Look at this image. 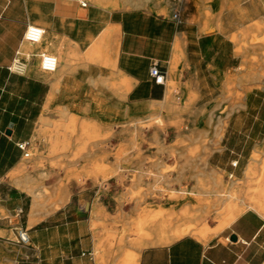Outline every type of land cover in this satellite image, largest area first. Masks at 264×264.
I'll list each match as a JSON object with an SVG mask.
<instances>
[{"label": "crops", "instance_id": "0c3cea01", "mask_svg": "<svg viewBox=\"0 0 264 264\" xmlns=\"http://www.w3.org/2000/svg\"><path fill=\"white\" fill-rule=\"evenodd\" d=\"M117 1V5H105L92 0L82 7L75 0H0V264H128V259L135 258L138 264H264V197L257 189L251 192L255 200L250 202L257 207L248 206L247 198L248 184L258 188L261 182L254 169L262 167V161L254 154L264 155V83L249 90L241 80L233 90L239 63H234L238 57L224 34L202 33L197 23L179 14L122 8L123 1ZM31 23L43 26L46 33L40 43H33V57L22 56L19 52ZM104 32L106 47L91 53ZM234 33L229 37L235 38ZM42 50L61 53V67H68L64 77L57 79L40 69ZM238 50L244 53V46ZM154 60L166 71L164 84L150 75ZM23 63L24 71L16 69V64ZM64 88L68 90L60 91ZM46 101L68 105L72 150H77V138L111 127L113 138L107 150L112 155L107 163L114 169L122 167L118 152L133 157L138 151L133 144L120 142L122 130L135 119L159 112L192 123L227 124L220 148L213 149L208 164L197 161L192 174L173 175L171 191L183 198L177 224H168L174 205L168 194L148 198L142 210L135 203L121 207L125 188L116 175L106 183L89 176L81 181L68 178V202L42 216L26 208V194L19 187L25 180L11 173L18 172L25 155L18 144L27 141L29 146L41 115L56 110L45 109ZM224 107L228 110L221 112ZM192 131L197 134L198 128ZM140 150L144 157L158 151L146 143ZM90 156L68 161V166L90 167L94 162ZM142 162L148 166V161ZM148 183L140 181L144 186ZM232 191L239 198L230 199ZM209 208L213 210L207 223L195 226L207 231L208 238L188 231L170 242L154 241L170 228L193 224L195 218L187 212L194 211L200 218ZM155 211L160 214L154 226L144 217ZM141 221H146L144 229L153 233L152 239L140 233ZM21 227L29 229V244L17 239Z\"/></svg>", "mask_w": 264, "mask_h": 264}, {"label": "rangeland", "instance_id": "374dc122", "mask_svg": "<svg viewBox=\"0 0 264 264\" xmlns=\"http://www.w3.org/2000/svg\"><path fill=\"white\" fill-rule=\"evenodd\" d=\"M91 1L89 0L90 4H92ZM122 1L124 3V7L122 8L138 7L170 16L179 14L181 19L197 23L202 33L220 32L224 34L232 44L234 54L238 57V59H234V63H239L238 73L233 76L232 80L233 90L240 84L241 80L243 85H248L249 90L260 87L255 84L257 79L254 77L257 73L256 71L260 72L264 70V0ZM164 5L169 7L167 13H162L158 10V8ZM219 9L220 11H218ZM205 22L211 27V31L207 32L203 30ZM222 26L223 30H219ZM233 32L236 33L233 34L235 35L234 39L231 37L232 41L229 34ZM242 45L244 46V53L236 51V48ZM23 51L26 54L29 52L28 50H24V48ZM175 88L176 84H173V90ZM63 90H68V88L61 89L60 91ZM240 94L238 93V97H240ZM57 100L55 98L56 102ZM63 105L53 103L51 106H47L46 101L45 109L54 107L56 110H46V115H41V117H47L46 122L48 124L42 127L43 132L40 134L39 128L42 125L40 117L39 124L41 125L38 124L37 133L25 150V152L29 153V156L24 155L21 163L25 169L11 173L13 178H17L19 175L25 180L24 184L19 187L26 194V208H33L34 201L38 200L42 205L37 206V213H41L42 216L65 206L68 202V178L81 181L83 177L89 176L96 180L101 178L106 183L109 178L116 175L125 188L124 194H122L119 201L121 207L129 203H135L142 210L144 209V205H147L146 201L148 198H156L168 194L169 198L174 202V205L169 209V221H171V224L169 222L168 224L169 226L177 224L179 220L178 206L182 204L183 198L182 194L177 191H171V188H175L173 175L192 174L193 164L197 161H200L202 165L208 164L209 156L213 149L220 148V140L223 133V131L221 133V130H224V126L227 124V121H218L216 123L215 121L208 120L192 123V121L184 119H171L168 118L167 114L159 112L152 113L153 115L149 114L143 119L138 118L142 121L135 119L126 124L128 127L132 125L131 128L128 129L127 127V130H122L120 142L122 144H133L138 151L135 154L132 153L134 154L133 157H125L128 154L125 151L118 152L116 156L117 159L120 158L122 160V167L114 169L107 163V160L112 155V152L107 149L108 147L110 148L112 143L113 129L110 127L105 131L98 130V135L88 140L85 144L84 137L77 138V150H72V147H74V136H68V111L66 114L59 111V107ZM66 106L68 108V105ZM227 110L224 107L221 109V112H226ZM157 117L162 121L163 128L155 136L154 127L147 126L151 120H156ZM149 118L151 119L148 120ZM62 122H65L67 125L63 126ZM55 127L56 130L54 129ZM192 127L198 128V131H195L197 134H193ZM215 132H218L219 137ZM47 133H55L54 144L46 138ZM173 133L176 134L173 135ZM145 143L156 146L158 151L144 157L145 154L140 149L141 145ZM162 147L165 150H161L163 149ZM88 148L93 151L88 152ZM96 149H101L102 151L95 152L94 150ZM88 154L93 155L89 158L94 161L90 164V167L68 166V161H79L81 158H87L86 155ZM254 158L262 161V167L254 169V175L261 182L258 188H254V185L251 183L248 184V203L251 200H255L251 192L253 190L256 191V189L260 191L264 186V184L262 185L264 179V155L262 153H255ZM144 159L148 161L147 167L142 165V160ZM132 160L135 162L133 161L132 163ZM159 173H163L164 175L160 176ZM128 179L131 183L126 185L124 182ZM143 179L149 181L148 185L144 186L140 184V181ZM167 181L169 182L168 185H166ZM202 186H205L206 190L209 189L208 185ZM182 189L186 188L182 187ZM186 196L190 198L194 197L193 194H187ZM230 196L232 200L239 198L235 191H232ZM156 210H159V208ZM212 210L210 208L207 209L200 218L196 217L194 211L187 212V215L190 218H195L193 225L198 227L199 224L207 223ZM159 214L160 212L156 214L155 211L153 215L146 216L144 219H148V224L155 226V222L152 219L157 220ZM30 226L31 223L29 224ZM141 230L139 231L142 232Z\"/></svg>", "mask_w": 264, "mask_h": 264}, {"label": "bare ground", "instance_id": "6f19581e", "mask_svg": "<svg viewBox=\"0 0 264 264\" xmlns=\"http://www.w3.org/2000/svg\"><path fill=\"white\" fill-rule=\"evenodd\" d=\"M89 1V0H88ZM125 1H128V0H125ZM96 2H100V3H103V4H105V5H107V4H113V5H117L118 4V1L117 0H96ZM196 2V1H195ZM158 10L160 11V12H162V13H167L168 11H169V7H167V6H161L160 8H158ZM218 11H220V9L218 10ZM222 11V10H221ZM218 15V14H217ZM198 16V15H197ZM196 19V18H195ZM115 29H117V28H115ZM203 30L204 31H210L211 30V27L208 25V23L207 22H205L204 24H203ZM116 33V32H115ZM116 34H118V33H116ZM106 38H107V32H104L97 40H96V42L91 46V49H90V51H91V53H98V52H101V50L104 48V47H106ZM234 38V37H233ZM38 45V44H37ZM35 46L36 45H34L33 43H31V42H29V41H27L26 39H25V41H24V45H23V48H24V50H28L29 52L26 54L24 51H23V48H22V50L20 49V52H19V55H26V56H28V57H33V53L35 52ZM113 47L115 48V49H117V47H118V35H115V38H114V42H113ZM42 51H45V50H42ZM238 52H239V50H238ZM51 53H53L56 57H57V61H58V67L56 68V70H54V71H45V70H43L42 69V67H41V59H40V57H39V60H40V69L42 70V71H45V72H48L49 74H51V75H54V76H56V78L57 79H61L62 77H64V75H66L67 73V66H64V67H61V62H62V55H61V53L60 52H51ZM88 58H90V59H100L101 57H94V56H90V57H88ZM264 63V62H263ZM259 64V63H258ZM261 64V63H260ZM263 66V65H262ZM24 67H26L25 65H24V63H23V65H18V64H16V69H18V70H20V71H24ZM264 67V66H263ZM262 70V69H261ZM257 73H256V75H255V78H258V80H257V82H255V84L256 85H258V86H261V84H262V82L264 81V70L263 71H261V72H258V71H256ZM173 73V72H172ZM172 83L174 84L175 83V80H172ZM125 85V82L123 81L122 82V85ZM173 88V87H172ZM172 92V91H171ZM52 100V99H51ZM47 106H51V101L50 102H48V104H47ZM59 111L61 112V113H63V114H66L67 113V111H68V108H67V106L66 105H63V106H61V107H59ZM153 115V114H152ZM151 115V116H152ZM151 116H149V117H151ZM158 116V115H157ZM67 117V116H66ZM47 118V117H46ZM46 118H44V117H41V122H42V125L41 124H39V125H41V127L39 128V133L41 134V132H43V129H42V127H44L45 125H47L48 123L46 122ZM152 118H154L153 116H152ZM141 119H143V118H141ZM151 118H149L148 120H150ZM65 120V119H64ZM67 120V119H66ZM139 121H142V120H140V119H138ZM163 120V119H162ZM150 122V121H149ZM162 121H160V119L157 117L156 118V120H151V122L149 123V125L147 126V127H151V126H153L154 127V135L156 136L157 135V133H158V131H162V125H163V123H161ZM63 123V122H62ZM68 123V122H67ZM136 123V122H135ZM145 123V122H144ZM143 123V124H144ZM58 125H60L59 123H58ZM63 126H65V125H67L65 122L62 124ZM223 125V124H222ZM141 126V125H140ZM57 127V126H56ZM56 127L54 128L55 130H56ZM145 127V126H144ZM218 127V126H217ZM222 127V126H221ZM46 128V127H45ZM216 128V127H215ZM45 130V129H44ZM46 131V130H45ZM220 131V130H219ZM222 131H223V129L221 130V133H222ZM216 133V132H215ZM220 133V132H219ZM217 135H218V132L216 133ZM215 134V135H216ZM223 134V133H222ZM43 135V134H42ZM41 135V136H42ZM44 135H45V133H44ZM98 135V130L97 131H95L94 133H88L87 135H86V137H84V144L86 143V142H88V140H90L91 138H93V137H96ZM37 136H39L38 134H37ZM218 137H219V135H218ZM46 138L48 139V140H50V141H52V143L54 144V142H55V133L54 134H52V133H47V135H46ZM67 141V140H66ZM52 144V145H53ZM83 144V145H84ZM65 145V144H64ZM19 170H18V172L19 171H23L24 169H25V167H24V165H20V167L18 168ZM159 175L160 176H162V175H164L163 173H159ZM259 194L261 195V196H263L264 197V186L262 187V189L259 191ZM39 205H42L38 200H35L34 201V204H33V208H34V211L36 210H38V207L37 206H39ZM248 206H255V207H257L256 206V204L254 205V203L253 202H250V203H248ZM264 210V209H263ZM234 216H235V214H233V215H230L228 218H227V221H225L226 223L227 222H229L228 220H231L232 218H234ZM36 219V218H35ZM155 223V225H157L158 223H157V221L155 220V219H152ZM34 221V220H33ZM225 222H223L222 224H220L219 226H217V228H215V230L214 231H218L222 226H224V224H225ZM169 223L171 224V221H169ZM146 224V221H141L138 225H139V229H142L141 231L142 232H140L142 235H144L145 237H147V238H153L154 237V235H153V233L152 232H150V231H147L146 229H144V225ZM155 230V229H154ZM190 232V231H192L193 233H195V234H197V235H200L201 237H203V238H208V235H209V233L207 232V231H201V230H199V229H197L196 227H195V225H193V224H190V225H188V226H186V227H181V226H175L173 229L172 228H170V230L168 231V232H162L161 234H159L158 235V238L157 239H155L154 241H156V242H170L172 239H174V238H176V237H179V236H181L182 234H184L185 232ZM128 264H138V260L135 258V259H128Z\"/></svg>", "mask_w": 264, "mask_h": 264}, {"label": "built area", "instance_id": "2783aa9c", "mask_svg": "<svg viewBox=\"0 0 264 264\" xmlns=\"http://www.w3.org/2000/svg\"><path fill=\"white\" fill-rule=\"evenodd\" d=\"M75 1L79 3V5H81L82 7H86L89 3L88 0H75ZM175 16L177 17L178 14H175ZM45 33L46 30L43 26L39 24L31 23L28 24L26 27L24 38L31 43H40L43 40ZM39 56L41 59V67L43 70L45 71L56 70V68L58 67V61H57V57L53 53L49 51H40ZM14 63L15 61L13 62L12 66H14ZM18 63L21 64L20 62ZM150 75L152 76L154 81L158 84H164L166 82V71L160 67L158 61L156 60H154L151 64ZM18 146L21 149L26 150L28 147V142L23 141L19 143ZM25 155L29 156V153L25 152ZM233 163L237 164V161ZM17 239L22 243L29 244L31 242V235L29 229L27 227L19 228L17 230Z\"/></svg>", "mask_w": 264, "mask_h": 264}]
</instances>
